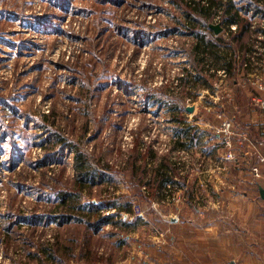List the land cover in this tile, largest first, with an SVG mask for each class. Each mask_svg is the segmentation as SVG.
Segmentation results:
<instances>
[{"label":"rangeland","instance_id":"obj_1","mask_svg":"<svg viewBox=\"0 0 264 264\" xmlns=\"http://www.w3.org/2000/svg\"><path fill=\"white\" fill-rule=\"evenodd\" d=\"M183 4L0 0V264H212L207 233L211 253L264 264L261 34L249 50L234 42L231 73L224 59L199 65ZM69 144L106 176L82 196L113 216L96 232L56 221L59 193L75 186ZM165 162L175 179L162 185Z\"/></svg>","mask_w":264,"mask_h":264},{"label":"trees","instance_id":"obj_2","mask_svg":"<svg viewBox=\"0 0 264 264\" xmlns=\"http://www.w3.org/2000/svg\"><path fill=\"white\" fill-rule=\"evenodd\" d=\"M185 8L182 10L183 16L187 21L186 26L190 30V35L196 38L193 48V59L199 65H205L209 58L214 61L224 59L227 63L225 71L231 73L233 71L235 60L231 55L235 52L237 42L243 49L246 48V39L253 38L255 33L261 34V38L256 37L255 41L260 42L264 47V25L254 26V20L261 18L264 21V0H183ZM216 15H221L220 25L226 30L227 35L232 37L231 40L224 38L222 34L215 36V31L210 28L207 21L216 18ZM236 27V29L233 28ZM203 30V31H201ZM201 31V32H200ZM263 37V38H262ZM259 40V41H258ZM254 46V44H252ZM248 47V45H247ZM232 51V52H231ZM205 70H202V72ZM190 81L194 84H199L205 76L202 73H189ZM178 109L183 107L176 103ZM181 107V108H180ZM66 140V139H63ZM75 148V186L72 190H63L58 195L59 205L57 210L60 215L55 216L57 223L64 225L68 222L88 223L89 227L94 231H99L106 224H110L111 217H103L99 212L100 206L97 204H84L82 196L86 190L96 184L106 182V176L100 173L96 165L78 146L69 144ZM164 167L161 171L160 180L162 185L172 182L175 179L174 170L171 171L168 163H163ZM133 173L136 179H142L139 174L142 165L136 167L135 162L132 164ZM137 190L140 186L135 183ZM108 207L113 206V209L118 212L117 215L132 212V201H126L123 204H118V200H111Z\"/></svg>","mask_w":264,"mask_h":264},{"label":"crops","instance_id":"obj_3","mask_svg":"<svg viewBox=\"0 0 264 264\" xmlns=\"http://www.w3.org/2000/svg\"><path fill=\"white\" fill-rule=\"evenodd\" d=\"M179 222V221H178ZM178 222H176L175 223V225H174V229H176L178 226H177V223ZM180 226H181V228H180V231H183V229H184V224H180ZM179 226V227H180ZM207 237H206V242L204 243V240H202V241H200L201 243H202V245H203V247H201V250H204V251H206V253L208 254L209 253V255L208 256H206L205 257V259H202V261H207V262H213L212 264H233V254H234V251H231V252H228V253H226V250H225V247H223V248H221V249H219V248H214V250H216V251H218L217 252V254L216 253H211V247L210 246H212L209 242H208V238L210 237L209 235H211L210 233H207ZM182 240V242L183 243H185L184 242V240L183 239H181ZM199 242V241H198ZM219 247V246H218ZM232 250V249H231ZM234 250V249H233ZM219 251H222V253H220ZM223 252L226 254V255H224V256H221V254H223ZM242 258L245 260V256H242ZM193 261V260H192ZM192 261H191V264H192ZM193 262H196V263H198V262H200V260H195V261H193ZM200 264H204V262L203 263H200Z\"/></svg>","mask_w":264,"mask_h":264},{"label":"water","instance_id":"obj_4","mask_svg":"<svg viewBox=\"0 0 264 264\" xmlns=\"http://www.w3.org/2000/svg\"><path fill=\"white\" fill-rule=\"evenodd\" d=\"M210 28H212L216 32V34L217 33H221L223 31V28L221 27L220 24L211 25ZM187 108H188V111L190 113L194 112V110H195L193 107H187ZM259 194H260L261 200L264 201V187L263 186H260V188H259Z\"/></svg>","mask_w":264,"mask_h":264},{"label":"built area","instance_id":"obj_5","mask_svg":"<svg viewBox=\"0 0 264 264\" xmlns=\"http://www.w3.org/2000/svg\"><path fill=\"white\" fill-rule=\"evenodd\" d=\"M233 28L234 29H236V27L235 26H233ZM225 127H226V129H230L231 127H232V123H229V122H227L226 124H225ZM228 145H230L229 143H228ZM235 159V157H234V155L232 154V152H230L229 154H228V156H227V160H234ZM262 160V162H264V158H262L261 159ZM142 209H141V207H135V209H134V212L136 213V214H140L142 211H141Z\"/></svg>","mask_w":264,"mask_h":264}]
</instances>
